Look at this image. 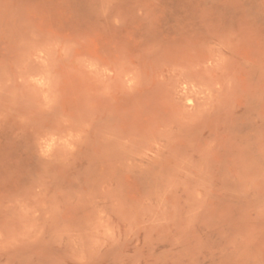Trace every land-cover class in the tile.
I'll return each mask as SVG.
<instances>
[{
    "label": "rangeland",
    "instance_id": "obj_1",
    "mask_svg": "<svg viewBox=\"0 0 264 264\" xmlns=\"http://www.w3.org/2000/svg\"><path fill=\"white\" fill-rule=\"evenodd\" d=\"M0 264H264V0H0Z\"/></svg>",
    "mask_w": 264,
    "mask_h": 264
}]
</instances>
